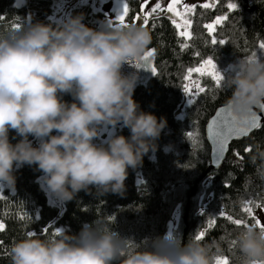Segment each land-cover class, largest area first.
I'll return each mask as SVG.
<instances>
[{
    "label": "clouds",
    "instance_id": "obj_1",
    "mask_svg": "<svg viewBox=\"0 0 264 264\" xmlns=\"http://www.w3.org/2000/svg\"><path fill=\"white\" fill-rule=\"evenodd\" d=\"M82 20L77 14L53 26L25 18L19 27H0V185L10 190L14 168L35 165L60 201L90 191V185L97 196L123 195L128 169L156 150L166 118L141 110L133 99L137 73L122 71L125 63L141 60L150 30L112 20L92 28ZM228 68L225 103L235 117L248 116L264 101V60L241 56ZM118 124L128 136L94 143L101 128ZM249 159L259 162L256 174L264 180V146H256ZM112 222L97 214L75 234L59 228L53 234L25 232L10 242L9 264H214L222 251L216 242L190 235L182 240L171 232L136 243L114 231ZM233 240L235 264L264 261V231L247 225Z\"/></svg>",
    "mask_w": 264,
    "mask_h": 264
},
{
    "label": "trees",
    "instance_id": "obj_2",
    "mask_svg": "<svg viewBox=\"0 0 264 264\" xmlns=\"http://www.w3.org/2000/svg\"><path fill=\"white\" fill-rule=\"evenodd\" d=\"M56 1L24 0L21 6H16L14 0H0V27L21 24L25 18L29 22L39 20L54 26L57 21L51 16ZM229 2L214 0L208 8L196 4L189 13L191 36L186 42L163 14L151 17L145 26L152 37L147 48L154 50L153 66L157 71L136 84L133 99L141 110L152 112L158 118L164 116L166 126L156 141V150L145 154L137 168L128 169L123 195L108 192L97 196L90 185V191L80 190L73 200L63 201L60 211V206L48 202L38 181L42 174L35 165L14 168L15 189L0 185V222L5 224V229L0 230V264H9L10 242L28 231L37 235L53 234L59 228L75 234L83 223H91L99 214L113 221L110 226L118 234L139 243L146 237L165 234L176 208L179 221L173 235L185 240L189 235L195 238L203 230L205 236L200 241L216 242L222 250L218 256H227L229 264H235L237 249L231 241L241 226L220 217L219 211L224 210L234 219H243L248 225L255 223L242 208L246 200L253 202V208L257 203H264V180L256 174L259 162L254 164L249 159L256 146H264V117L261 128L231 142L224 161L213 170L204 128L215 109L225 104L230 94L228 90L222 85L217 87L211 77L200 76L206 91L198 94L180 117L175 116L182 100L183 75L188 67L210 57L224 77L229 64L241 56L255 52L264 60V51L258 47L264 42V0H231L236 4L232 10L227 7ZM128 3L130 11L126 22L129 23L139 10V2L128 0ZM77 14H82V22L92 28L98 27L103 17L88 5L70 9L69 17ZM217 16L226 19L215 26L210 36L204 26ZM213 38L216 44L212 43ZM220 40L225 42L220 44ZM181 43L187 44L183 50ZM62 98L72 99L68 94ZM13 132L9 131V139L15 143ZM189 132L193 133L192 138L188 137ZM116 134L128 136L129 132L119 125ZM245 147H249V152L244 151ZM210 219L216 220L211 227Z\"/></svg>",
    "mask_w": 264,
    "mask_h": 264
},
{
    "label": "snow or ice",
    "instance_id": "obj_3",
    "mask_svg": "<svg viewBox=\"0 0 264 264\" xmlns=\"http://www.w3.org/2000/svg\"><path fill=\"white\" fill-rule=\"evenodd\" d=\"M214 2V0H213ZM166 7L161 3V0H140L139 2V12L132 17V21L135 23L138 20L142 21L141 24L144 26L148 25L150 22V18L156 16L158 13H169V19L172 24L175 26L177 30V35L182 37L184 41H188L191 36V32L189 31V26L191 25V20L187 19L185 13L192 12L195 5L184 3L182 5L183 11L180 10L179 6L181 5V0H165ZM211 3H204L202 7L208 8L211 7ZM229 10H232L236 7L235 3H232L231 0L227 5ZM121 11L115 17L116 24L120 26H125L126 17L129 14L130 8L128 0H122L121 3ZM226 19L225 16H217L211 23L206 24L204 27L207 29L208 34L211 36L215 32V26L217 24L222 23ZM113 22V21H111ZM13 27H19L18 24H13ZM225 41L220 40L218 43L223 44ZM213 44H216L217 41L215 38L212 40ZM186 43H181L180 48L183 50L186 48ZM259 49L264 51V42L259 44ZM153 49L148 48L143 56L141 57V61L143 64L137 63L136 66L140 67L141 65L150 67L152 73L155 74L157 69L154 66H151L149 58L153 54ZM197 55H199L197 53ZM251 56H257V53H253ZM131 63V61H130ZM198 76H209L211 80L215 82L217 87L222 85L223 77L219 71L216 69V65L213 62L212 58L203 59L199 62V64L195 67H188L186 73L183 75V91L188 95V104L193 103V99L200 93H204L206 91L205 87H203L199 81ZM255 107H258L261 110V113L264 114V102L258 103ZM262 126V115L257 114L256 111H251V114L242 118L235 117L228 107L218 109L216 111V115L212 117L210 121L207 123V138L211 141L212 148V163L218 164L220 158L223 153L226 151L229 141L236 137L247 136L253 129H259ZM189 138H192L193 133H187ZM249 147H245L244 151L249 152ZM239 156V153H236ZM252 201L246 200L244 202L242 211L246 213L249 217H252L254 220V226L258 227L261 231H264V223H262L261 219H257L254 214V209L251 206ZM256 207L264 208V203H257ZM219 216L222 218H226L228 221L232 222L236 226L246 227L248 224L245 220L236 218L234 219L232 215L227 214L224 210L219 211ZM109 219H112L109 217ZM216 223L215 219H210L208 221L209 227L213 226ZM5 229V224L0 222V230ZM56 229L55 231H58ZM32 235L31 232L28 233ZM205 236V232L203 230L199 231L195 236V239L200 240ZM231 244L235 246V241L232 240ZM214 264H229V260L227 256H216L214 259ZM254 264H264V261L254 262Z\"/></svg>",
    "mask_w": 264,
    "mask_h": 264
},
{
    "label": "rangeland",
    "instance_id": "obj_4",
    "mask_svg": "<svg viewBox=\"0 0 264 264\" xmlns=\"http://www.w3.org/2000/svg\"><path fill=\"white\" fill-rule=\"evenodd\" d=\"M212 1L213 0H181V5L179 6V8L181 11H183L182 5L184 3H188V4H192V5H196V4L203 5L206 2L212 3ZM23 2H24V0H14V5L21 6L23 4ZM138 2H140V0H138ZM121 3H122V0H57L54 3V10L52 12L51 17L53 20H55L57 22H62L63 20H65L69 17V11L71 8L76 7L78 5H88V6H90V8L93 11H98V12L102 13L103 17L100 21V24L105 20H112L114 23H116L115 17L122 10L121 9ZM161 3L164 4V6L166 7L165 0H161ZM138 12H139V10L136 12V14ZM189 13L190 12L185 13V16L187 19L190 20ZM158 14H163L164 16H166L168 18L171 15V14L166 13V12L165 13H158ZM131 22H133V21H131ZM125 23H128V22H126V20H125ZM135 23L141 24L142 21L138 20ZM189 31H190V26H189ZM149 60H150L151 66H153V54L151 55ZM138 62L143 64V61H141V60H139V61L133 60V61H131V63H125L122 67V70L125 73L132 72V71L137 73L136 84L144 82L147 78H149L152 75V70L150 67H146L143 65H141L140 67H137L136 64ZM193 67H195V66H193ZM216 69H217V71L220 72V70L217 67H216ZM221 75H222V73H221ZM199 77L200 76H198L196 78L199 79ZM222 77H223V75H222ZM187 101H188V95L185 94L183 91L182 92V100H181L179 107H177V109L175 111V116L180 117L183 114L185 107L188 105ZM117 126H119V124ZM117 126L101 128L100 129V135L98 137L94 138V143L104 142L108 137L113 136ZM32 140H33V143L35 144L36 140L33 138H32ZM38 181L40 182L41 187L44 189V191L46 193V197L48 198L47 199L48 202L60 206L59 208L61 211V208L63 206V201L58 200L56 197H54L48 191L47 187L44 186V184H43L42 175L39 177ZM253 209H254L255 217L257 219H261L262 223H264V209L258 208V207H255ZM178 221H179V209L176 208L174 210L172 216H171V219L168 221L166 232H171L173 234V230L177 226Z\"/></svg>",
    "mask_w": 264,
    "mask_h": 264
},
{
    "label": "water",
    "instance_id": "obj_5",
    "mask_svg": "<svg viewBox=\"0 0 264 264\" xmlns=\"http://www.w3.org/2000/svg\"><path fill=\"white\" fill-rule=\"evenodd\" d=\"M262 102H264V101H262ZM225 107H227L226 103L223 104V105H221V106H219V107H217V108L215 109V111L213 112V114L208 118V120H207V122H206V125H205V128H204L205 140H206V142H207V144H208V146H209V163H210V168L213 169V170H216V169L222 164V162L224 161V159H225V157H226V154H227V152H228V149H229V145L231 144V142H233V141H237V140H240V139H242V138L247 137V136H248V135L254 130V129H253V130H252L247 136H242V137H239V138H236V137L232 138V139L229 141V143H228V146H227L226 151L223 153L222 157L220 158L219 163H218V164H214V163H212V156H213L212 148H213V145H212L211 141H209L208 138H207V123H208V121H210V120L212 119L213 116L216 115V111H217L218 109L225 108ZM254 111H256L257 114H261V115H262V118L264 117V114L261 113V110H260L258 107H254Z\"/></svg>",
    "mask_w": 264,
    "mask_h": 264
},
{
    "label": "flooded vegetation",
    "instance_id": "obj_6",
    "mask_svg": "<svg viewBox=\"0 0 264 264\" xmlns=\"http://www.w3.org/2000/svg\"><path fill=\"white\" fill-rule=\"evenodd\" d=\"M123 71V70H122ZM124 72V71H123Z\"/></svg>",
    "mask_w": 264,
    "mask_h": 264
}]
</instances>
